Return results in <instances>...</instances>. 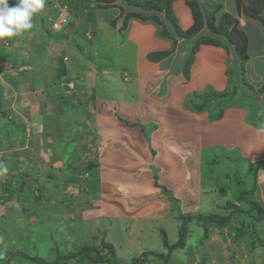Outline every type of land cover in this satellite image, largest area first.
<instances>
[{"label": "crops", "instance_id": "obj_1", "mask_svg": "<svg viewBox=\"0 0 264 264\" xmlns=\"http://www.w3.org/2000/svg\"><path fill=\"white\" fill-rule=\"evenodd\" d=\"M47 1H52L51 6L33 15L32 29L11 38L0 39V71L4 70L3 61H12L13 65L21 64L26 68L18 75L7 76L6 80L0 75V98L6 94L13 99L14 93L18 96L28 95L29 98H37L42 108L39 105L40 110L34 115H42V118L38 119L40 124L44 123L46 116H49L50 120L57 116L56 121L60 123L57 135L61 136L60 139H69L73 146L84 136H90L92 140L98 136V140L104 146L101 159L103 163L97 169V174L92 172L91 174L101 177L99 188L95 190L99 192L98 202L101 200L105 204L99 209L86 206L84 201L81 202L80 192H86L88 188L80 186L78 179L63 180L65 177L76 176L78 174L76 172L79 171L78 168L74 169V165L69 164V161L58 157L53 161L44 160L41 161L43 169L39 175L42 183L43 180L45 182L44 187L35 188L32 192L39 195L38 199L44 200L42 206L44 210L45 205L53 209H48L52 210V213H43L40 219L33 216L34 222L39 223L41 227H50L51 231L56 229L54 234L59 237V234L64 235L61 234V228L66 229L71 224L81 223L84 228H88L91 224L93 226L99 223V226L106 228L117 221L120 222L119 228H122L125 227L126 215L131 219L135 215L143 216L142 212L147 215V203H142V196H146L145 193L150 187L147 189V186L142 184V179L144 176L150 178L153 175H158V178L165 177L160 172L166 162L159 158L155 163L156 160L153 159L149 148V143L155 142L154 137L157 134L163 140L167 137L169 146L173 145V138L182 139V134L183 138L187 137L196 144H202L199 146L202 147L200 151H203L195 159H189V156L192 153L195 156L196 150L193 152L190 148L187 152L181 151L184 158L190 160L184 165L182 161L179 162V156H173L170 152L172 156L169 158L174 165L173 168L167 165L165 168L169 179L177 180L180 186L186 188L180 192L184 203L189 204V200H197L196 208L192 207L194 211L204 213V210L207 212L212 209L218 210L217 204L222 195L230 193H225L224 191H229V188L224 187H229L227 183L239 177L238 174L232 173V165L238 164L234 155L239 154L247 160L245 169L250 167V172H253L254 180L252 179L250 187L256 185L251 196L260 203L264 213V128L256 125L247 107L237 105L235 102L234 105L219 108L216 113L218 117L210 116L214 112H211V108L208 110L207 106L200 111L194 108L200 96L201 102L208 97L207 102L211 103L214 98L217 99L222 89L228 87L226 76L228 59L224 47L200 44L190 76L186 77L184 74L181 76L178 73H183V65L172 67L170 56L160 60L148 57L152 52L167 51L173 47L171 39L159 35L160 30L157 29L156 23L131 18L127 26L121 28L125 19L123 9L126 2L99 0L98 5L89 4L88 13L92 12V20L89 23L92 26L97 25L99 41L90 54L89 51L83 50L81 43L79 45L75 42L70 29L62 33L50 32L53 31L50 29L52 18L57 15L58 9L66 6L69 10L72 2L76 3L77 0H69V4L66 0H45ZM211 1L214 3L216 0ZM218 1L223 3L222 0ZM15 3L16 0H9V6ZM81 3L83 5L82 0ZM94 6L98 13L93 15ZM172 6L180 26L183 29L190 28L194 13L188 0H173ZM43 17L49 18L50 26ZM246 18L251 19L250 16ZM116 20L117 25L114 26ZM258 22L262 27L263 24ZM73 30L78 31L75 28ZM254 38L256 40L254 45L251 44L250 52L260 51L257 36ZM96 40L94 37L89 44ZM259 40L263 42L260 38ZM177 46H181L180 41ZM262 48L264 49V44ZM253 56L250 64L254 61ZM261 57L264 66V55ZM34 72L37 74L32 75ZM251 80L258 88L264 90V74L260 77L252 75ZM205 90L211 91L204 95ZM192 92L193 94H190ZM127 110L132 111H129V114ZM127 114L129 118L126 117ZM9 116L13 117L11 114ZM119 116L126 121L119 120ZM261 118L263 122L259 124L264 123V110ZM134 123L136 125L131 126ZM25 128L27 129V124ZM32 131V136L27 140L21 138L19 141L16 140L15 144L19 146L17 151H20V154L23 148L29 153L31 151L27 149V145L24 146L25 141L32 147L42 142L43 128L37 125ZM22 132L24 139L26 132L24 130ZM17 135L19 137V134ZM86 147L84 146L85 150ZM230 150L235 154H229ZM216 156L220 162L216 161ZM45 157H48L47 153ZM51 157L50 155L48 159ZM17 161L19 168L14 169L15 175H24L26 183L29 182L28 178H36L39 170L33 169L30 160L21 157ZM22 161L29 168L27 173L34 174L32 177L24 174ZM74 161L76 160L74 159L72 163ZM209 162L212 164L204 182L203 171ZM256 162H262L257 168V178L254 172ZM248 177L249 174L245 176ZM196 179L200 180L203 188L197 187ZM219 179H222L221 184H217ZM47 183L54 185L53 188H46L49 187ZM157 205L154 203L152 206L155 213ZM171 222L174 223L173 220ZM169 225L177 228V225L170 223ZM261 226L264 227V217ZM177 232H171L173 237H176ZM257 250L256 253H260L261 249Z\"/></svg>", "mask_w": 264, "mask_h": 264}, {"label": "rangeland", "instance_id": "obj_2", "mask_svg": "<svg viewBox=\"0 0 264 264\" xmlns=\"http://www.w3.org/2000/svg\"><path fill=\"white\" fill-rule=\"evenodd\" d=\"M68 1L69 0H66V2ZM82 1L83 5L81 0H77L76 3L72 2L70 5L71 9H69L70 13L66 8L68 11V21L71 25H68L66 29L56 30L52 27L51 23L50 29L53 31H49L52 33H62L70 29L72 31H70V33H72L75 42L78 44L81 43L82 45H79L83 47V50H87L89 51L88 53L92 54L93 49L99 42L98 28L96 29L97 25L92 26L89 23V21L92 20V12L89 14L88 11L89 4L98 5L99 0ZM191 1L198 2L199 7V9H197L198 12H194V5H190L194 13L193 24L197 20L199 12H202L204 16L214 19V24L217 26H219L221 22H225V15H229L233 20L231 21V25L234 24V21L235 23L238 22L239 26L244 29L249 38L246 58L243 57V54L234 51V45H230L229 51L226 52L228 59V68L226 72L228 87L224 90L222 89V91L220 90L221 92L219 91L220 93L217 99L214 98L211 103L207 102L208 97L206 96L205 107L207 106L208 110L211 108V112H214L210 116L218 117L216 113L219 108L230 106L231 104L234 105L235 102L237 105L241 104L247 107L252 114L251 117L255 119L256 125H259V127L263 129L264 123L259 124V122H263L261 121V116L262 110H264V96H262L264 95V90L253 84L251 79L252 75L260 77L264 74V66L262 64L263 58L261 57V55H264V49L262 48L264 44V23L256 17L250 16L251 19L246 18V16L250 15V13L247 15L246 8L251 4L247 0L243 1L241 6H238L237 0H234L235 2L233 0H222L223 3L218 0H214V3H212L211 0H188V3ZM50 3L52 4V1L45 2L44 8L41 9V11L43 12L45 7H50ZM59 3L61 4V1H59ZM93 9L95 11L97 10L95 6ZM95 11H93V15L98 13V11ZM44 19L47 25L50 26L49 18ZM257 20L263 24L262 27H260ZM93 21L97 22V20ZM116 22L117 20L113 23L114 26L117 25ZM165 22L169 24L167 20H165ZM74 28L78 31H74ZM205 28L206 27H204V29ZM157 29L160 30V27L157 26ZM253 31L255 33H253ZM206 33V30H203L199 34ZM254 36H257L260 50L254 51L255 54L253 51L250 52L251 44L254 45L256 40ZM94 37L97 40L93 42V44H89L94 40ZM195 38L196 36L191 39L180 37L179 41L182 47L177 46L175 49L174 43H172L173 47L169 51L170 54L167 55L170 56L172 60V67H181L185 65L186 59L192 51L191 49ZM259 38L263 40L262 43ZM186 45H188L187 48ZM197 51L193 53V63L196 59ZM252 56L254 61L250 64ZM248 58L249 60H247ZM193 63L190 66V71L192 70ZM2 66L4 70L0 71V75H3L2 78L4 80L7 79V76L18 75V73H21L22 69H26L25 67L23 68L21 64L20 66L13 65L12 61H3ZM36 74L37 73L34 72L32 75ZM178 74L182 76L184 72H179ZM209 91L211 90H205V92H203L204 95ZM190 94H193V92ZM230 94L233 95L229 96ZM5 95L6 94H3V97L0 98L2 99V101H0V163L6 165L8 171L0 175V264L53 263L56 262L60 255L68 256V258H61L58 264H131L134 260L141 259L144 252L150 253L147 260L143 263L139 262L136 264H264V248L262 246V243H264V227L261 226L264 213L260 214L256 209L255 214H247L246 209L249 205L242 196L243 192H249L251 190L250 184L252 183L253 172H250V167L247 170L245 169L247 160L239 154L236 155L232 152L233 150H230L229 154H235L234 158L238 164L232 165V173L238 174L239 177H237L238 179L228 182L227 184L229 187H224V189L229 188V191L224 192L230 193H222L224 195H222V199L218 201V210L212 209L208 210V212L204 210V213L210 212L211 214H225L235 210L229 221L225 225H219L214 222L194 219L188 223L189 235L184 247H180L173 251L171 258L167 262L162 261L154 255V253L166 251V244L162 239L163 232L166 231L169 233V244L173 245L178 242L179 235L177 229H180L183 224V219L180 218V214L202 213L201 211H194L192 208H196L197 200L195 201L193 198L194 201L189 200V204H185L184 200L181 199L180 192H183L186 188L180 186L177 180L172 181L166 176V165L169 167L174 165L169 156H179V162L182 161L184 165L190 161L189 159H195V157L203 151H200L202 149V147L199 146L200 143L196 144L194 140H189L187 137L183 138V134L181 135L182 139L177 137L173 138V145L170 144V146L167 143L168 138L166 137L163 140L158 134L154 137L155 142L149 143L150 152L153 155V159L156 160L155 163L158 162L159 158L166 163L164 165L165 167L162 165L163 168L160 172L164 174V178H158V175H153L151 176L152 178L144 176L142 179V184L147 186V189L150 187V190L145 193L146 196H142V203H147V215L142 212L143 216L135 215L133 219L126 215L125 218L127 220L125 227L122 228H119L120 222L117 221L112 222L111 226L106 228L99 226V223H95L93 226L91 224L88 228H84L81 223L79 225L71 224V229L67 227L69 230L67 228V230L61 228V234L64 235L59 234V237L54 234L56 229L51 231L50 227H41L39 223L34 222L33 216L40 219L43 213H52V210L48 209H53L45 205L44 210L42 208L44 200L38 199L39 195L32 192L35 191V188L44 187L45 184L44 180L42 183L39 176L41 169H43L41 167V161H53V159L55 160V158L58 157L64 160L66 159L67 162L69 161V164L74 165V169L78 168L79 171L76 172L78 173L76 176L65 177L63 180L68 178L78 179L80 186L83 185V187L88 188V191L80 192L82 194L80 196L81 202L84 201L83 203H85L86 206H91V208L100 209L103 207L102 205L105 204V202H101V200L98 202L97 199L99 196L97 188H99L101 177L98 178L94 176V174H91V172L98 173L97 169H99L101 163H103L101 159L104 146L98 140V136L94 137L93 140L90 136H84L79 139L78 142L76 141L75 146H73L69 142V139L63 140V138L60 139L61 136L57 135L59 134L58 127L60 126V123L56 121L58 118L57 116H53L51 120L49 116H46L44 118V123L40 124L38 119H41L42 115H34L37 111L39 112V105H41L37 98H29L28 95H26L27 97L18 96L14 93L12 95L13 99H11V96L9 97L6 95L5 98ZM228 99H230V101H228ZM200 100H202V96L199 97L197 103H200ZM60 105L61 101H59L58 107H60ZM129 111L131 112L132 110H127V112ZM134 112L136 111H133V113ZM8 114H11L13 117L11 118ZM129 114L126 115L127 118H129ZM118 119L126 121L121 116H119ZM25 124H27V129L25 128ZM37 125L43 128L42 142H40L38 146L32 147L26 144L25 141L24 146L27 145V149L31 150L32 153L31 151L29 153L23 148L21 150L22 154H20V151H17L19 146L15 144L16 140L18 139L19 141L20 138L22 140H27L29 136H32V130ZM135 125L136 123L131 126L134 127ZM47 127L50 128L47 129ZM2 129L6 132L4 133ZM23 130L26 132V138L24 139L22 136ZM3 133L6 134V137L3 136ZM17 134H19V137ZM72 139H74V137ZM61 141H63V144H61ZM84 146H87V150H85ZM190 148L193 152L196 150V155L194 156L192 153L189 159H185L181 151L187 152ZM115 151L117 150L113 152ZM170 152H172V155H170ZM46 153L48 157L50 155L52 157L48 159V157H45ZM156 153L157 158L155 157ZM30 154L31 157L29 158ZM21 157L30 160L32 166H34L33 169L39 170L37 175H35L36 178H28L30 184L29 182L26 183V177L24 175H15L14 169L19 168L17 159H21ZM72 158L76 160L74 163H72L74 160ZM183 159L185 161H183ZM215 159L220 162L218 156H216ZM66 164L67 163H64V165ZM178 164L177 162V165ZM210 164L212 163H207L203 171L204 182L206 181L205 175L209 173ZM21 167H24V170L22 169L24 174L29 171L27 164L23 163V161L21 162ZM27 174L31 177L34 175L30 173ZM245 174H249V177L245 178ZM196 180L198 182L197 187L200 189L203 188L200 185V180ZM56 182L58 181L56 180ZM221 182L222 179H219L217 184H221ZM50 184L51 183H49V187L46 188H53L54 185L51 186ZM179 186L181 187L180 190ZM249 197L253 198L251 195ZM192 202H194V204ZM154 203L158 204L156 213L153 210L154 207H152ZM235 206H237L239 210H236L237 208H235ZM259 206H261L260 203ZM75 220L77 221V219ZM171 220H173L175 224L171 222ZM169 223L171 225H177V228L170 227ZM171 232H177V235L175 234L176 237H173ZM75 235H77V238L74 239ZM108 246L114 248L113 253L109 252ZM86 247L98 250L100 255L103 254V258L100 259L95 251L69 257ZM257 249H261L258 254L256 253V251H258ZM35 258H37V260Z\"/></svg>", "mask_w": 264, "mask_h": 264}, {"label": "trees", "instance_id": "obj_3", "mask_svg": "<svg viewBox=\"0 0 264 264\" xmlns=\"http://www.w3.org/2000/svg\"><path fill=\"white\" fill-rule=\"evenodd\" d=\"M101 1H108V2H113L114 0H101ZM126 3V7H124L123 11L125 14V19H124V24L121 28L127 26L129 20L131 18H137L141 19L142 21H153L154 23L157 24V26L160 27L159 35L169 38L173 41L174 49L177 47L179 38H185V39H191L196 36L194 44L192 46V51L189 54L188 58L186 59L185 65H183V72L186 77H189L190 74V66L193 63V53L197 51L199 48L200 44H211V45H216V46H222L224 47L227 52L230 49V45H234V51H237L239 54H243V57L246 58V54L248 51V46H249V38L242 29L238 22L231 25V21H233L229 15H225V22H221L219 26L214 24V19L209 18L208 16H204L202 12H199L197 15V20L195 23L187 30L183 29L179 22L178 19L174 13L173 10V0H124ZM243 1L246 0H237L238 6H241ZM251 4L246 8L247 15L250 13L251 17H256L260 19L264 23V0H247ZM102 2H100L101 4ZM190 5H194V12H198L197 9L198 7V2L196 1H191L189 2ZM102 5V4H101ZM130 9V10H128ZM165 20L168 21L169 24L165 22ZM204 27H206L204 29ZM232 27V28H231ZM209 29V30H208ZM206 30V34H199L201 31ZM198 35V36H197ZM170 50L167 51H155L152 52L148 55V57L152 60H160L167 55L170 54ZM219 95H217L218 97ZM205 106V101L201 102L197 105H195V109L197 110H202ZM221 115V114H220ZM219 115V116H220ZM214 117V116H213ZM4 130V129H3ZM2 130V131H3ZM4 132V131H3ZM6 132V131H5ZM4 132V133H5ZM3 133V136L6 137V134ZM262 162H258L257 165L255 166L256 170L255 172V178H257V168L259 165H261ZM255 185L254 184L249 192H243L242 196L248 203L249 207L246 209V213H254L256 212V209L261 213H263L262 208L259 206V203L249 196L253 194L255 190ZM236 210H239L237 206ZM235 210H232L229 213L225 214H211L209 213H196V214H180V218L183 219V224L182 227L179 229V240L177 243L171 245L169 244V239L168 235L166 232H163L162 239L163 242L166 244L165 252L161 253H154V255L161 259L164 262H167L176 249L180 247H184L187 239H188V234H189V225L188 223L194 219L197 220H202L206 222H214L219 225H225L231 216L233 215V212ZM110 245V244H109ZM262 246H264V243H262ZM109 252H114V248L111 246H108ZM95 251L98 254V257L100 259L103 258V254L100 255L98 253V250L93 249V248H88L86 247L85 249L78 251L77 253H74L70 255L69 257L77 256L83 253ZM150 253L149 252H144V255L141 259H136L134 260L133 263L131 264H136V263H143L147 260V257ZM61 258H68V256H58L56 262L53 263H47L44 262V264H58L59 260ZM37 260V258H35ZM42 260V259H38ZM127 264V263H126Z\"/></svg>", "mask_w": 264, "mask_h": 264}, {"label": "clouds", "instance_id": "obj_4", "mask_svg": "<svg viewBox=\"0 0 264 264\" xmlns=\"http://www.w3.org/2000/svg\"><path fill=\"white\" fill-rule=\"evenodd\" d=\"M44 5L45 0H16L13 6H9V0H0V39L11 38L32 29V17ZM7 171V166L0 163V175Z\"/></svg>", "mask_w": 264, "mask_h": 264}, {"label": "built area", "instance_id": "obj_5", "mask_svg": "<svg viewBox=\"0 0 264 264\" xmlns=\"http://www.w3.org/2000/svg\"><path fill=\"white\" fill-rule=\"evenodd\" d=\"M69 25L66 6L58 9L57 15L52 18V27L56 30H63Z\"/></svg>", "mask_w": 264, "mask_h": 264}]
</instances>
